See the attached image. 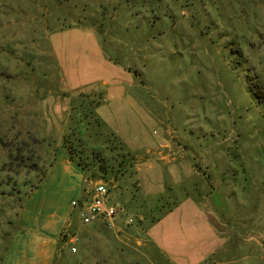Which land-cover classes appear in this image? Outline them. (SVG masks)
Listing matches in <instances>:
<instances>
[{
	"label": "rangeland",
	"instance_id": "obj_1",
	"mask_svg": "<svg viewBox=\"0 0 264 264\" xmlns=\"http://www.w3.org/2000/svg\"><path fill=\"white\" fill-rule=\"evenodd\" d=\"M114 79L133 107L104 105ZM252 88L263 99L264 0H0V165L12 168L0 259L40 190L43 215L78 202L75 264H214L211 252L264 264V105ZM64 136L113 166L117 221L84 242L79 200L96 180L64 151L58 161ZM29 245L34 262L43 248Z\"/></svg>",
	"mask_w": 264,
	"mask_h": 264
},
{
	"label": "crops",
	"instance_id": "obj_2",
	"mask_svg": "<svg viewBox=\"0 0 264 264\" xmlns=\"http://www.w3.org/2000/svg\"><path fill=\"white\" fill-rule=\"evenodd\" d=\"M125 71L126 70L123 69V72ZM83 85L84 84H82V86ZM77 90H80L79 92L82 93L81 89ZM108 90L106 98H102L104 103H106L104 104L105 106L108 105V107L114 111L117 109H126L125 107L127 106H134V96L129 93L125 86L121 84L119 79H114L109 84ZM88 95L89 94H87V96ZM101 107L102 106L96 107L95 110H101ZM59 151V156L61 154L62 157L61 159H58V161L61 162L67 159L64 155V149ZM67 161H69L71 165H75V169H78V166L74 164L70 158L67 159ZM95 182L93 183L94 188L96 186ZM76 190H78V188ZM39 191L40 190H36L30 200L25 203L26 205H24L22 209V218L19 220L18 228L14 231L0 264H21L22 258L26 257L27 258L23 262L24 264H75L76 252H73L72 248H66L67 243L76 241L74 237H69L71 232L73 233L76 227L72 223L70 224L68 222V215H70L69 211L75 207L73 205V201H75V199H71L65 211L62 212L60 209L57 210L55 207L50 206V209L52 208L51 212L43 215V208L48 205L45 198L43 199L42 195H39ZM79 191L80 189L77 191L76 196L79 194ZM34 196L35 198L32 199ZM86 200L87 199L85 197H82L79 201L82 205H85ZM101 221L103 220H96L91 223H87L89 226H84L85 228H83V231L80 234V238L83 242L86 234L82 235V233H85L92 228L97 229L100 227ZM114 221L117 220L114 219L112 225L114 224ZM84 224L86 225V223ZM64 230L68 232V239L66 240H62V232ZM30 239L34 242H40L42 245L41 247L43 248L41 254L39 253L36 256V260L34 262L28 259V253L31 250V246L29 245ZM79 252L80 247L78 248V253ZM211 254H213L214 264H238L236 259L225 257V253L223 252H211Z\"/></svg>",
	"mask_w": 264,
	"mask_h": 264
},
{
	"label": "trees",
	"instance_id": "obj_3",
	"mask_svg": "<svg viewBox=\"0 0 264 264\" xmlns=\"http://www.w3.org/2000/svg\"><path fill=\"white\" fill-rule=\"evenodd\" d=\"M263 90H261L262 92ZM252 93L254 94V96L256 98H260V100H258L261 104L264 105V97L262 99L260 93L258 92V90H255L252 88ZM101 97V96H100ZM100 97H99V100H100ZM102 98V97H101ZM93 99V98H92ZM98 103L95 104V106H93V111L95 112V108H96V105ZM96 113V112H95ZM97 114V113H96ZM99 117V116H98ZM100 121L102 123H105L103 122V120L101 119V117H99ZM111 130V129H110ZM111 135L113 136V139H118L119 142L122 144L123 147L126 146L125 142L118 136L116 135V133L111 130ZM69 137V136H64L63 137V142H62V145L60 146L61 149H64L65 153L67 154L68 158L71 159V161H73L74 163H76L79 167H81L84 171H86L88 174H89V177L93 180H98V179H101L103 182L107 179V175H108V172L107 170L109 169L110 170V173L113 172V166L112 165H109V161L108 159H103L101 158V156L99 154H97L95 151H92L90 153L89 156H86L85 154V151L83 149H85V146H84V143L82 141L81 138H76V139H73V140H66V138ZM66 141V142H65ZM59 148V149H60ZM126 148V147H125ZM58 148L56 150H59ZM56 150H55V153L53 155V160L55 158V155H56ZM86 150V149H85ZM129 151V150H128ZM89 158H91V160L93 161V163H90L89 162ZM16 159H18L16 157ZM90 164L92 165H95L97 166V174H93L92 172H90V168L88 166H90ZM52 165V164H51ZM112 168V169H111ZM10 170L12 171V168H7V167H3V165H0V195L4 194L5 193V188H4V185L8 182L6 181V179H4V176H3V172L6 171V170ZM8 178H10V176H8ZM46 178V176L41 180V182L39 183V185L37 186H34L29 194L35 189V188H38L41 183L43 182V180ZM29 194H28V197H29ZM83 197V196H82ZM86 199H88V197L86 196L85 197ZM79 206H83L82 203L79 201ZM24 206L22 205L21 208H23ZM20 220V219H19ZM19 220L16 222L15 226H14V231L18 228V224H19ZM68 239V232H66L65 230L62 232V240H66ZM7 249V248H6ZM6 252V251H5ZM3 258V257H2ZM1 258V259H2ZM0 259V261H1Z\"/></svg>",
	"mask_w": 264,
	"mask_h": 264
},
{
	"label": "built area",
	"instance_id": "obj_4",
	"mask_svg": "<svg viewBox=\"0 0 264 264\" xmlns=\"http://www.w3.org/2000/svg\"><path fill=\"white\" fill-rule=\"evenodd\" d=\"M77 204L76 200L73 201L74 206ZM118 213L119 208L108 201V187L103 181L95 186L92 195L86 200V204L81 206L80 211L84 223L104 220L109 226L112 225ZM72 250L75 251L76 248L73 247Z\"/></svg>",
	"mask_w": 264,
	"mask_h": 264
},
{
	"label": "water",
	"instance_id": "obj_5",
	"mask_svg": "<svg viewBox=\"0 0 264 264\" xmlns=\"http://www.w3.org/2000/svg\"><path fill=\"white\" fill-rule=\"evenodd\" d=\"M102 182V180H97L96 182H95V185H97L98 183H101Z\"/></svg>",
	"mask_w": 264,
	"mask_h": 264
}]
</instances>
